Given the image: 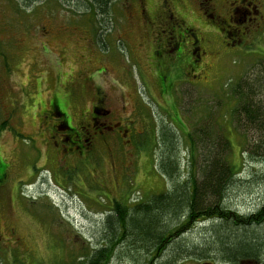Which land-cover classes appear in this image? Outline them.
<instances>
[{
  "label": "rangeland",
  "instance_id": "obj_1",
  "mask_svg": "<svg viewBox=\"0 0 264 264\" xmlns=\"http://www.w3.org/2000/svg\"><path fill=\"white\" fill-rule=\"evenodd\" d=\"M19 1L22 8L0 0V264H80L91 244L100 242L99 221L113 199L146 201L170 186L157 166L160 129L177 135L183 178L189 173L188 135L207 126L225 136L232 145L229 158L239 167L229 205L241 214L261 206L264 162L248 158V137L229 112L235 105L232 83L264 65V0H250L260 24L245 30L248 23L241 21L236 35L216 31L206 0H167L201 39L205 52L200 50L197 69L185 66L192 59L185 48L184 58L170 65L168 51L156 47L164 0L114 1L110 19L102 22L92 12L77 14L76 1ZM228 2L211 0L221 17ZM141 4L148 12L144 18ZM99 99L96 116L108 130L97 138L89 111ZM52 103L65 118L53 116ZM66 118L75 131L52 128ZM118 121L122 125L111 130ZM82 127L89 132L82 140L91 144L71 136ZM67 137L81 147L63 153V147H75L61 143ZM209 225H194L189 237L210 243ZM113 264L136 263L117 258ZM178 264L235 263L214 255ZM237 264H264V251Z\"/></svg>",
  "mask_w": 264,
  "mask_h": 264
},
{
  "label": "trees",
  "instance_id": "obj_2",
  "mask_svg": "<svg viewBox=\"0 0 264 264\" xmlns=\"http://www.w3.org/2000/svg\"><path fill=\"white\" fill-rule=\"evenodd\" d=\"M65 1H76L81 9L77 14L92 12L102 22L110 19L111 4L117 0ZM230 89L235 105L229 118L248 137L245 153L250 160L264 162V65L253 76L236 80ZM157 137V166L170 186L146 201L113 199L99 221L100 242L91 244L79 263L113 264L124 258L136 264H178L191 256L211 260L215 255L222 262L237 264L262 257L264 201L248 214L239 213L228 202L238 184L239 168L229 158L230 141L214 135L207 126L189 134V173L183 178L176 133L170 129L165 134L160 129ZM198 151L200 159L196 158ZM4 178L3 170L0 180ZM207 222L210 243H197L189 237L194 225Z\"/></svg>",
  "mask_w": 264,
  "mask_h": 264
},
{
  "label": "flooded vegetation",
  "instance_id": "obj_3",
  "mask_svg": "<svg viewBox=\"0 0 264 264\" xmlns=\"http://www.w3.org/2000/svg\"><path fill=\"white\" fill-rule=\"evenodd\" d=\"M138 1V0H137ZM163 9H165L164 14L159 18L163 20L160 22V25H157L158 31L156 35L157 37H155L157 39L156 42V47L157 49H159L161 52H166L167 53V57L165 59V61L167 60L169 62L170 65H173V63L175 62L176 58L177 59H181L184 58V54H185V49L186 52L189 51L192 53V56L190 58H192L189 61V65H185V66H192V69H197L196 67H198L197 63H199V60L201 59V53L200 50H202L203 52H205V50H203L202 46L200 45L201 39L197 36L196 28L194 27V24L192 23V25H187L186 23H184V20L181 21V18L178 17V12L176 10L173 11V9L171 8L170 3L167 0L163 1ZM208 5V8H210L212 10V14L210 15L211 18H213L214 20V24H215V28H217L216 31H235V35L241 31L242 28L237 27L238 23H240L241 21L243 22H247L248 26L245 27L244 29L246 30H251V27L249 28V25H258L260 24L261 21H259V15L258 12L259 10L257 9V4H254L253 6V2H251L250 0H232L228 2L229 8H227L226 13L224 14V16H220L215 12V9L213 7V4L211 3V0H206L205 3L203 4ZM253 6V7H252ZM207 7H205L206 9ZM253 14L251 13V9ZM240 10H244L246 13L244 15V17L239 20L236 15L238 13V11ZM214 11V13H213ZM228 13V16L226 15ZM140 14L142 15V17L144 18V16H146L148 14L145 6L143 4H141V8H140ZM178 14V15H177ZM247 14H249L248 16H246ZM180 16V15H179ZM227 17V18H226ZM180 20V21H179ZM236 23V25H235ZM224 25L226 27H224ZM253 27V26H252ZM190 40L191 39V43L187 44L185 42V40ZM190 46V47H189ZM193 46V47H192ZM188 47V48H186ZM165 48H169L168 50ZM185 48V49H184ZM188 49V50H187ZM159 52V51H158ZM193 54L195 55V58L193 57ZM100 100V99H99ZM53 105V103H52ZM99 105H102V99L100 100V102H95L94 105L92 106L91 111H89V113H92L94 116H91L93 119L92 121V126H89L91 129L92 127H94L95 130V136L98 138L101 136V134L104 133L105 130H108L107 126L104 127L103 129V125L105 124L104 122H100L98 121L100 119V117L96 116L97 114H99ZM101 109L106 112L107 114H109V110L106 108H102ZM53 116H55L56 118H65L66 114L64 112H62L57 104L53 105V112H52ZM62 120V119H61ZM117 124H120V126L122 125L119 121L117 123H114V127H111V130H116L119 128V126H117ZM129 125H131V129L133 127V122H128ZM117 127V128H116ZM52 128H54V130H67L70 132L75 131V129L70 125L69 120L63 119L62 123L59 124H53ZM98 129V130H97ZM110 129V128H109ZM97 130V131H96ZM129 128H125V133L127 134ZM86 135L89 136V132L85 127H82V129L79 130V133H72V137L74 138H78L80 139L79 141L85 142V144H91L92 140H90L89 138H86L84 140H82V137H85ZM92 137V135H91ZM52 138V137H51ZM63 139V138H62ZM60 139L61 143L62 141H65L68 143H72L75 144V147L72 149L69 146L68 147H63L62 152L63 153H69L70 151H75L77 148H80L81 146H78L79 143H75L73 141V138H69L67 137L66 140H62ZM59 141V142H60ZM78 141V142H79ZM58 142H55V144H53L54 147L58 146ZM2 180H0L1 182ZM2 186V182L0 183V187ZM2 221H1V217H0V240L4 239V236L2 235Z\"/></svg>",
  "mask_w": 264,
  "mask_h": 264
}]
</instances>
